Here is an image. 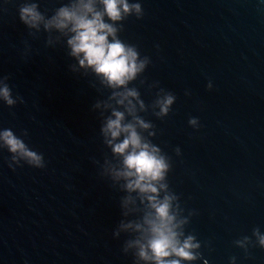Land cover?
Segmentation results:
<instances>
[{"label":"water","instance_id":"obj_1","mask_svg":"<svg viewBox=\"0 0 264 264\" xmlns=\"http://www.w3.org/2000/svg\"><path fill=\"white\" fill-rule=\"evenodd\" d=\"M0 264H264V0H0Z\"/></svg>","mask_w":264,"mask_h":264}]
</instances>
